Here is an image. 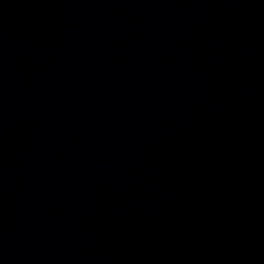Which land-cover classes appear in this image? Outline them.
<instances>
[{"label": "water", "instance_id": "water-1", "mask_svg": "<svg viewBox=\"0 0 264 264\" xmlns=\"http://www.w3.org/2000/svg\"><path fill=\"white\" fill-rule=\"evenodd\" d=\"M0 264H264V0H0Z\"/></svg>", "mask_w": 264, "mask_h": 264}]
</instances>
